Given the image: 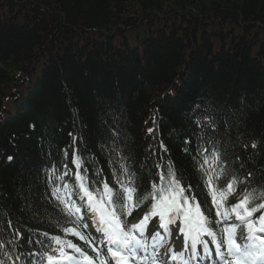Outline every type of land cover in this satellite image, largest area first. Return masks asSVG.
Listing matches in <instances>:
<instances>
[{
  "label": "trees",
  "instance_id": "obj_1",
  "mask_svg": "<svg viewBox=\"0 0 264 264\" xmlns=\"http://www.w3.org/2000/svg\"><path fill=\"white\" fill-rule=\"evenodd\" d=\"M196 105L195 116L215 118L208 132L227 164L240 178L251 172V186L264 184V0H0V206L21 232L61 234L32 222L25 205L58 215L45 200V170L68 149L75 171L72 136L112 183L99 146L113 131L137 168L150 145L159 159L163 141L164 159L184 170L215 219L183 151L187 139L195 154ZM142 175L144 190L155 176Z\"/></svg>",
  "mask_w": 264,
  "mask_h": 264
},
{
  "label": "snow or ice",
  "instance_id": "obj_2",
  "mask_svg": "<svg viewBox=\"0 0 264 264\" xmlns=\"http://www.w3.org/2000/svg\"><path fill=\"white\" fill-rule=\"evenodd\" d=\"M199 109L196 105L192 115ZM193 123L199 129L194 134L195 154L187 139L183 151L191 156L211 197L215 219L201 207L184 170L171 158L164 159L168 149L163 141L159 142V159L150 145L149 156L137 168L126 138L113 131L111 142L99 146L108 159L110 184L95 156L83 154L88 151L83 137L77 148L78 138L72 136L75 171L68 167V149L63 150L60 167L52 163L45 170V200L58 215L25 205L32 222L47 224L61 234L28 227L21 232L13 226L8 210L0 206V264H264V184L251 186V172L240 178L227 164L223 145L208 132L217 128L214 117L195 116ZM154 130L149 128L148 133ZM251 147L256 149L257 143ZM150 159L152 168L147 167ZM146 171L155 179L142 190ZM143 209L147 210L130 223L133 212ZM153 219L158 221L155 232L149 227ZM173 228L176 239L183 238L181 247L173 241Z\"/></svg>",
  "mask_w": 264,
  "mask_h": 264
},
{
  "label": "rangeland",
  "instance_id": "obj_3",
  "mask_svg": "<svg viewBox=\"0 0 264 264\" xmlns=\"http://www.w3.org/2000/svg\"><path fill=\"white\" fill-rule=\"evenodd\" d=\"M89 227L91 228V225H89ZM175 231H177V230H175ZM176 237H172L173 238V241L177 244L178 247H181L182 244H183V238L181 237L179 240H177Z\"/></svg>",
  "mask_w": 264,
  "mask_h": 264
}]
</instances>
